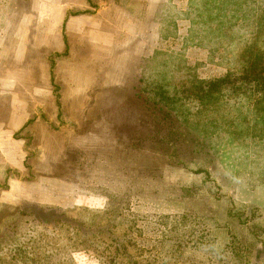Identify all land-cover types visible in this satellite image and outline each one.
Here are the masks:
<instances>
[{
    "label": "rangeland",
    "instance_id": "1",
    "mask_svg": "<svg viewBox=\"0 0 264 264\" xmlns=\"http://www.w3.org/2000/svg\"><path fill=\"white\" fill-rule=\"evenodd\" d=\"M29 209L37 264H264V0H0V264Z\"/></svg>",
    "mask_w": 264,
    "mask_h": 264
},
{
    "label": "trees",
    "instance_id": "2",
    "mask_svg": "<svg viewBox=\"0 0 264 264\" xmlns=\"http://www.w3.org/2000/svg\"><path fill=\"white\" fill-rule=\"evenodd\" d=\"M222 3L217 5V7H208L210 9L214 8L215 9V15L219 17L220 11H223L219 7L221 6ZM213 12V9L210 10ZM213 12V13H214ZM208 14H210L208 12ZM211 15V14H210ZM212 16V15H211ZM244 76H246V72L244 71ZM211 88V87H210ZM209 91V89H208ZM23 217H24V222L20 221L16 224V227L13 231V236L19 240V246L29 255V260L31 261L32 264H37L39 261L43 260L44 257H40L42 255V252H37V248L41 245H43L51 236H53L52 231L49 232L44 228L40 227L38 222L33 221V217H31V211L30 209L27 211L23 212ZM49 244V243H48ZM50 248V245L47 249ZM41 249V247H40ZM47 249H41L42 251L47 250ZM67 250L65 243H62V246L54 252V254H50L48 258H50V263L53 264H67ZM40 257V258H39ZM99 258V257H98ZM100 262L103 264H119V262L116 261V258L113 256H107V255H101ZM49 262V261H48ZM47 262V263H48Z\"/></svg>",
    "mask_w": 264,
    "mask_h": 264
},
{
    "label": "crops",
    "instance_id": "3",
    "mask_svg": "<svg viewBox=\"0 0 264 264\" xmlns=\"http://www.w3.org/2000/svg\"><path fill=\"white\" fill-rule=\"evenodd\" d=\"M8 127H10V126H8ZM11 128V127H10ZM11 130H13V129H11Z\"/></svg>",
    "mask_w": 264,
    "mask_h": 264
}]
</instances>
